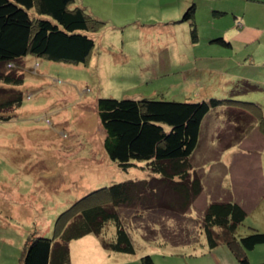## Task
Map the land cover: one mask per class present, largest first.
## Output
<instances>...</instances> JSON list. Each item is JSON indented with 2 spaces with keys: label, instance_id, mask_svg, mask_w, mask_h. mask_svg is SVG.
<instances>
[{
  "label": "rangeland",
  "instance_id": "374dc122",
  "mask_svg": "<svg viewBox=\"0 0 264 264\" xmlns=\"http://www.w3.org/2000/svg\"><path fill=\"white\" fill-rule=\"evenodd\" d=\"M235 1L76 0L105 22L91 33L96 46L89 63L32 55L20 60L23 103L9 112L10 119L0 120V264H22L31 233L52 237L60 213L87 193L148 176L137 167L122 170L108 156L99 97L242 100L257 103L264 116V85L247 76L252 70L264 72V56L256 57L252 68L239 65L228 72L259 47L249 44L235 53L229 45L207 41L220 28L228 31L229 38L234 36L238 21L233 14L218 18L211 9ZM193 3L196 41L191 40L190 23L182 21ZM253 20L264 28L263 13L260 18L251 14V24ZM172 27L177 42L167 44L160 32ZM260 36L264 41L262 30ZM236 72L238 77H228ZM228 103L235 102L212 109L204 123L201 144L192 158L204 191L189 215L197 220L212 201L237 200L248 212L236 233L242 237L253 229L264 232V124L254 121L249 110ZM125 220L137 255H128L134 260L113 258L106 264H141V256L149 252L158 264H239L227 246L211 252L199 226L193 233L199 241L190 235L189 243L176 244L179 237H187L170 230L171 240L162 244L155 234L153 239L147 237L145 222ZM105 231L112 236L116 227L109 223ZM248 257L251 264H263L264 244L249 250Z\"/></svg>",
  "mask_w": 264,
  "mask_h": 264
},
{
  "label": "trees",
  "instance_id": "16d2710c",
  "mask_svg": "<svg viewBox=\"0 0 264 264\" xmlns=\"http://www.w3.org/2000/svg\"><path fill=\"white\" fill-rule=\"evenodd\" d=\"M182 21L190 23L192 41H196L194 3ZM104 24L76 0H0V120L10 119L13 113L9 112L23 103L19 87L25 78L18 72L23 57L88 64L96 46L91 33ZM215 40L229 45L222 37ZM225 101L249 110L254 121L264 124L257 103ZM225 101L99 97L97 109L108 156L122 170L137 167L148 176L115 182L78 199L57 217L52 237L31 233L22 264H72L71 241L88 234L100 237L110 252L133 254L136 247L125 227V219L131 217L145 222L147 237L153 239L155 234L162 244L171 240L170 230L187 237H179L176 244L189 243L199 226L210 249L227 246L240 264H251L248 251L264 244V232L253 229L245 236L236 235L248 215L241 203L212 201L197 220L189 215L204 191V180L192 158L201 144L207 115ZM109 223L116 227L112 236L105 231ZM141 264L157 263L151 254H144Z\"/></svg>",
  "mask_w": 264,
  "mask_h": 264
},
{
  "label": "crops",
  "instance_id": "0c3cea01",
  "mask_svg": "<svg viewBox=\"0 0 264 264\" xmlns=\"http://www.w3.org/2000/svg\"><path fill=\"white\" fill-rule=\"evenodd\" d=\"M262 2H264V0H236L235 3L230 2L231 4L223 2L222 5H214L213 9H211L212 16L218 17V18H222L223 16H225L227 14H233V16L235 17V20L238 21V24H237L238 30L235 29L234 30V36L233 37L231 36L230 38H229V34H225V33H228V31H226V30H222L221 28L219 30H216V32H215V30H213L212 31L213 33H211L207 38V41L209 43L212 44L213 42L216 41L215 40L216 38L222 37L223 39H225V41L229 42V47L234 49L235 53H238V50H242L244 46H247L249 44H251V45L255 44L259 48L262 45V49H263L262 51H260L259 48H257L253 54L248 53L247 56L245 57L246 63L245 62L243 63L242 60H239V62L237 63L238 65H236L233 68H229L230 70L228 72H230V73L232 72L231 70L236 69L237 67H239V65H242L244 67L248 66V67L252 68V66L253 67L256 66L254 63H252L255 61V58L260 56L261 54L264 56V41L260 36L261 30H262V34H263L264 28H263V26H261L259 24L258 21L253 20V24H251V22H250L251 14L253 16H256L259 18H260L261 13L264 14V5L262 4ZM195 12H196V8H195ZM196 19L197 18H195V20ZM196 24H197V22H196ZM250 28H252V29H250ZM174 32H175V29L173 27L170 30H168L167 32L162 30L160 32V35L163 36V42L165 41V42H167V44H169V43L173 44L174 42H177ZM189 32H188V34H189ZM185 37H186L187 44H190L189 43L190 42L189 37L188 36H185ZM198 37H199V35H198ZM226 46H228V45H226ZM245 49H247V47ZM247 63H250V64H247ZM246 71L247 70H244V72H246ZM215 73L217 74L216 78H219V73H217V72H215ZM229 74H228V77H230V76H237L238 77L239 76L237 72L235 74L232 73V75H229ZM247 76H248L249 80H251L253 82H258V83L264 85V72L252 70L250 72H247ZM262 81H263V83H261ZM239 203H241V202H239ZM197 213H198V210H197ZM206 243H207V241H206ZM221 247H225V246H219L215 249L209 248V250L211 252L213 250L220 252V250H216V249H218V248L220 249ZM70 249H71L72 264H106L107 262L112 261L113 258H121L124 261H127V260L129 261V260H134V258L128 257V255H135L136 254V253L127 254V253H120V252H110L103 247L101 240H100V237H98L95 234H93V235L88 234V235H86L80 239L71 241ZM119 254H122V255H119ZM145 254H151V253L149 252V253H145ZM119 256H121V257H119ZM236 261L238 262L237 259H236ZM156 263H157V261H156Z\"/></svg>",
  "mask_w": 264,
  "mask_h": 264
}]
</instances>
